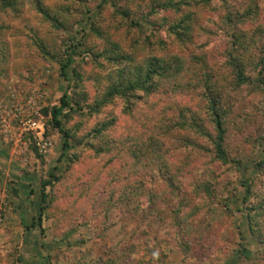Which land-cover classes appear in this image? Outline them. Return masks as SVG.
<instances>
[{
  "label": "rangeland",
  "instance_id": "1",
  "mask_svg": "<svg viewBox=\"0 0 264 264\" xmlns=\"http://www.w3.org/2000/svg\"><path fill=\"white\" fill-rule=\"evenodd\" d=\"M9 1L12 8L0 0V264H264V140L257 139L264 98L253 86L223 99L231 108L227 163L194 128L172 123L195 117L214 134L206 90L173 94L168 84L129 106L116 98L98 113L89 110L119 73L131 77L165 53L199 57L218 68L213 75L228 76L233 34L264 32V0H190L181 8L194 16L183 47L167 30L183 11L161 9L170 0ZM73 44L65 80L60 63ZM64 93L82 108L59 118L74 136L65 149L50 113ZM30 100L51 142L41 157L30 145L26 156L17 155L11 141L13 116L22 106L20 119L33 113ZM108 121L112 127L97 136ZM245 181L250 195L243 200Z\"/></svg>",
  "mask_w": 264,
  "mask_h": 264
},
{
  "label": "trees",
  "instance_id": "2",
  "mask_svg": "<svg viewBox=\"0 0 264 264\" xmlns=\"http://www.w3.org/2000/svg\"><path fill=\"white\" fill-rule=\"evenodd\" d=\"M190 2V0H170L167 4H162L161 9H170L179 13L183 11V9H189L191 6ZM194 3H196V1H194ZM3 5L5 7L12 8L14 3L10 2L9 0H3ZM40 11L44 17L52 23L53 26H63L60 19L55 15L50 16L49 12H44L42 9H40ZM193 21L194 16L192 13L190 14L183 11L179 19L167 27L169 35L173 37V40L179 46L183 47L187 42L191 41L190 31L191 23ZM94 31L98 32L97 30ZM263 33V31L258 32L257 30L256 37L253 35L247 36L244 33L233 34L234 41L232 42V48L227 55L228 60L224 65V68L228 71V76H226L224 73H221L220 70L217 71V74L213 75V72L218 68H209L206 66V64H203L202 59L199 57L192 56L189 60H187V58H183L182 56L170 57L171 54L167 55V53H165V60L149 59L145 66L140 68L134 75H131V77L126 78L123 75L124 71L119 73L116 81L108 86L101 101L95 102V106H91L89 110L91 112L98 113L102 105L110 103L116 98L123 99L129 106L131 103H133L132 100L137 101L141 98V95L150 97L155 95L157 91L159 92L160 88H165L167 90V87L169 86L168 84H172L173 89L171 90L173 94H180L184 92L193 93L199 89L206 90V92L209 93H207V95H202L207 100L206 110L210 113V122L212 124L214 134H209L206 132L199 123L200 120L195 117H192L188 121L184 120L181 123H178L177 121L172 123H174L176 127H178V125H183V127L194 128L202 137H206L210 140L213 146L215 159L222 163H227L229 159H227V154L224 147L225 136L227 132L225 124L228 119L227 115L230 114L231 108H228L229 110L225 109V101L226 99L232 98V92L240 90L242 86L248 85L253 86L254 89L258 93L262 94V97L264 98ZM247 40L249 42L248 44L246 43ZM75 49L76 45H71L66 50L65 62L60 63V75L65 80L68 78L67 70L73 63L72 57L76 55ZM112 51L116 50L113 49ZM254 51L259 52L261 57H255L254 55L256 53ZM105 53L106 52L103 54ZM121 59L128 61L131 58L129 56H124ZM223 91L225 92L223 93ZM79 100H76L74 104L73 98L67 93H64L60 99V106L53 107L50 112L51 123L53 127L57 129L63 136V149L69 147L68 141L74 136H72V133L69 130H65L59 118L64 115L66 110L75 113L80 112L82 108L80 106ZM128 106H126L127 111H131V106ZM74 107L77 108L75 109ZM187 112L189 111L187 110ZM112 123V121L104 122L103 125H101L100 130L96 132L98 133L97 136L103 131H106V129L112 127ZM262 132L263 135L260 136V138H257L259 141L264 140V126L259 133ZM120 143L123 145L122 142ZM30 147L36 156L41 157L32 144H30ZM134 150L136 149L133 148L132 153ZM262 163L263 162H259L258 167H261ZM50 184V180H46L41 183V197L38 209L39 213L36 220L37 225L41 224L44 213L43 211L46 209L47 194L45 190ZM243 185L245 188L243 200H246L250 195V185L248 181L243 182ZM210 192L211 190L207 188L206 193L208 196ZM32 227H34V222L31 223V225L28 227V230H30Z\"/></svg>",
  "mask_w": 264,
  "mask_h": 264
},
{
  "label": "built area",
  "instance_id": "3",
  "mask_svg": "<svg viewBox=\"0 0 264 264\" xmlns=\"http://www.w3.org/2000/svg\"><path fill=\"white\" fill-rule=\"evenodd\" d=\"M29 108H33V113L27 115L22 119L19 118L23 112L24 106L18 110L20 114L14 115V121H17V132L11 137L14 143V151L19 156H26L29 153V145L32 144L39 155L44 156L49 152L51 142L45 136L44 124L41 121V115L38 113V107L34 100H30ZM36 106V107H35ZM5 128V126H4ZM29 135V136H28ZM0 216V226L2 224Z\"/></svg>",
  "mask_w": 264,
  "mask_h": 264
},
{
  "label": "crops",
  "instance_id": "4",
  "mask_svg": "<svg viewBox=\"0 0 264 264\" xmlns=\"http://www.w3.org/2000/svg\"><path fill=\"white\" fill-rule=\"evenodd\" d=\"M0 155H1V161H3V158H2L4 156L3 153L1 152ZM5 159H6V157H5Z\"/></svg>",
  "mask_w": 264,
  "mask_h": 264
}]
</instances>
